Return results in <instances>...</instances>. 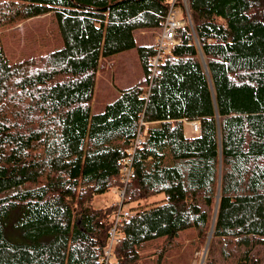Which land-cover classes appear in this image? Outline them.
Instances as JSON below:
<instances>
[{
	"label": "trees",
	"instance_id": "obj_1",
	"mask_svg": "<svg viewBox=\"0 0 264 264\" xmlns=\"http://www.w3.org/2000/svg\"><path fill=\"white\" fill-rule=\"evenodd\" d=\"M170 1H0V264H104L119 204L91 202L113 188L129 214L109 264H166L186 240L198 258L211 228L203 264H264V0H188L196 35L177 28L151 81L135 31ZM45 14L63 47L11 61L2 28ZM135 46L144 77L92 113L102 61Z\"/></svg>",
	"mask_w": 264,
	"mask_h": 264
},
{
	"label": "rangeland",
	"instance_id": "obj_2",
	"mask_svg": "<svg viewBox=\"0 0 264 264\" xmlns=\"http://www.w3.org/2000/svg\"><path fill=\"white\" fill-rule=\"evenodd\" d=\"M177 4L176 17L181 19L185 16L186 18L187 12H189V6H187L188 0H182V3ZM186 24L191 26L194 35H196L190 18L187 19ZM160 31L161 28L136 30L137 45L154 43ZM1 37L7 56L11 61L25 60L32 56L45 54L63 47L60 28L53 14L29 18L13 26L4 27L1 30ZM143 77L144 70L140 62L137 46L118 53L111 61L104 59L98 72L92 113L102 111L107 102L116 98L120 89L135 85ZM185 130L187 135L195 134L191 122H185ZM122 193L123 191L120 189L113 188L105 193L96 195L91 204L95 207L103 208L119 204ZM164 196V193H159L144 199L143 203L145 206H148L159 202ZM124 209L129 211V205L124 204ZM114 244L116 243L111 244V240H109L106 246V249L110 250V253H112ZM205 248L206 245L201 254L198 252V258H193L194 249L187 245L186 240L181 246V251L175 249L168 255L166 264H180L182 253L185 255L183 257L191 261V264H201Z\"/></svg>",
	"mask_w": 264,
	"mask_h": 264
},
{
	"label": "built area",
	"instance_id": "obj_3",
	"mask_svg": "<svg viewBox=\"0 0 264 264\" xmlns=\"http://www.w3.org/2000/svg\"><path fill=\"white\" fill-rule=\"evenodd\" d=\"M176 0H172L171 6L169 8V12L166 15V18L164 20L163 25L161 26L160 34L158 35L156 39V45H155V54L150 59V72L149 77L151 81H153L157 76L160 75L161 72V66L164 63L166 57L172 53V48L175 44L180 42V39L177 38L176 31L177 28L183 26L186 21L185 19H178L175 15L176 7H175ZM192 129L195 132V134H199L201 132V124L198 120L191 121ZM143 141V138L138 135L137 138L134 141V147L133 151H135L136 148H138ZM132 159V157H130ZM131 172L130 167L127 170V175L129 176ZM129 214V211L124 209V203L123 198L121 199L119 203V209L116 213L115 217V226L121 219L122 215ZM115 226L110 231V239L111 244L114 242H117V235L115 232ZM109 243V242H108ZM105 256H104V264H109V259L111 256L110 250L105 248Z\"/></svg>",
	"mask_w": 264,
	"mask_h": 264
},
{
	"label": "water",
	"instance_id": "obj_4",
	"mask_svg": "<svg viewBox=\"0 0 264 264\" xmlns=\"http://www.w3.org/2000/svg\"><path fill=\"white\" fill-rule=\"evenodd\" d=\"M196 41H197V44H199L197 38H196ZM201 54H202V53H201ZM201 56H202V60H203V63H204L205 70H206V72L208 73V67H207V64H206V61H205V59H204L203 54H202ZM217 202H218V201H217ZM216 211H217V204H216V206H215V212H214V217H213V223H214V220H215ZM211 234H212V228H211V230H210V232H209L208 241H207V244H206V248H205V251H204V254H203V258H202V262H201V264H203V262H204V259H205V255H206V252H207V248H208V244H209V240H210Z\"/></svg>",
	"mask_w": 264,
	"mask_h": 264
},
{
	"label": "crops",
	"instance_id": "obj_5",
	"mask_svg": "<svg viewBox=\"0 0 264 264\" xmlns=\"http://www.w3.org/2000/svg\"><path fill=\"white\" fill-rule=\"evenodd\" d=\"M157 36H158V35H157ZM157 36H156V38H157ZM155 42H156V40H155ZM155 42H154V43H155ZM185 131H186V130H185Z\"/></svg>",
	"mask_w": 264,
	"mask_h": 264
}]
</instances>
